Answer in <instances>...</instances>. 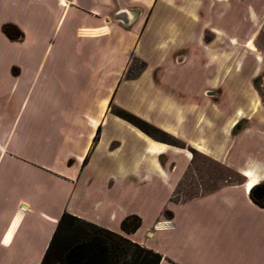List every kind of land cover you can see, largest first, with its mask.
<instances>
[{
    "label": "crops",
    "instance_id": "crops-1",
    "mask_svg": "<svg viewBox=\"0 0 264 264\" xmlns=\"http://www.w3.org/2000/svg\"><path fill=\"white\" fill-rule=\"evenodd\" d=\"M224 1L229 3L230 0ZM126 2L128 5L136 4L140 10L141 18L133 29L125 28L118 20L124 0H0V41L8 46H18L29 53V56L20 58L19 75L25 74L28 79H36L44 73L46 81L42 85L41 99L47 107L41 109V112L48 118L40 127H34L33 130L25 128L23 132L26 134L16 142L12 135L16 118L7 130H1L3 112L0 110V264H39L63 213L159 254V264H174L177 261L167 251L150 246L140 237L146 229V226L143 228L144 218L135 211L123 210V193H138L139 187L146 184H160L164 187V193L152 190V201L157 209L145 237L180 233L181 236L177 235L183 239L184 234L193 226L186 221L194 215L188 217V213H194L191 211L194 206L200 208V213L197 214V227L193 232H205L208 228L218 231L224 220H228L229 225L232 223L234 226L235 223L234 227H238V220L242 221L240 231L247 229V217L243 215L239 204L252 212L255 223L256 220H264V208L255 205L245 190V177L241 186H220L195 198L175 201V188L171 180L181 173L174 174L159 160L169 161L172 158L170 161L179 164V158L182 157L177 153L179 151L159 145L160 151L155 153L153 148L158 144L148 142L128 124L118 122L106 112L108 102L115 99L113 83L120 79L126 60L132 52L135 53L138 29L147 19V11L155 0ZM160 2L159 9L162 8L164 12L162 28H158V32L150 30L148 35L152 41L161 43L154 44L159 49L151 50L152 58L160 59L157 53L160 52L167 61L172 54L171 50L196 53L198 49L194 45L185 44L182 48L171 46L172 43L175 46L179 39L172 32L166 31L172 24L170 12L165 10L167 1ZM213 3L218 4L216 1ZM181 17L184 16L179 14L173 23L176 31L181 29ZM6 24L14 25L23 37L18 41H10L2 32V26ZM200 26L199 22L190 21L192 29ZM160 34L163 37L161 41L158 40ZM51 41L53 43L50 48ZM52 52L54 55L47 68ZM190 57L193 59L195 56ZM192 61L189 58L188 62L177 69L180 70L187 63L192 65ZM11 65L7 64L4 69L8 72ZM156 67H161L158 79L162 87L152 81V70ZM168 67V63L160 60L148 63V77L156 91L153 93L156 104L153 108L148 105L143 108L151 124L175 138L184 139L188 130L187 102L179 93L181 80H173L175 85L172 83L174 86L166 87V77L170 71ZM97 75L99 79L92 83L79 80L82 82L80 88L73 83L56 86L59 79H92ZM33 82L26 88L27 93ZM51 82L55 85H51ZM57 91L61 93L60 100H49V95ZM185 94L187 96L191 93L186 90ZM26 95L17 115L22 110ZM190 99L189 104L197 107V95L191 94ZM80 102L84 103L82 108ZM79 108L81 111L77 110ZM197 115L198 121L202 122V113L195 111L194 116ZM96 128L97 131H107L113 139L121 140L124 135L128 149L121 152V158L117 152L109 153L104 159V171L96 173L87 185L93 180L97 183L92 188L85 186L83 191L78 192L77 184L82 173L78 169L86 150H90ZM96 147L102 150L101 146H95V154L98 153ZM182 158L186 159L187 155L183 154ZM176 167L173 165L172 168L175 170ZM215 201L221 203V208L209 213L210 206L207 203ZM164 211L170 212L171 216H164ZM130 215L138 216L141 226L135 233L125 234L120 229V223ZM181 221L188 228H181L179 232ZM226 228L223 226L220 229ZM248 259L245 261L234 255L230 256V262L221 259V264H247Z\"/></svg>",
    "mask_w": 264,
    "mask_h": 264
},
{
    "label": "rangeland",
    "instance_id": "rangeland-1",
    "mask_svg": "<svg viewBox=\"0 0 264 264\" xmlns=\"http://www.w3.org/2000/svg\"><path fill=\"white\" fill-rule=\"evenodd\" d=\"M125 1L127 0H124L123 9L119 11L122 14L118 20L125 28L133 29L141 18L140 10L136 4L128 5ZM160 1L162 0H155L147 11V19L140 24L139 35L134 43L137 49L126 60L120 79H116L113 83L115 99L108 102L106 112L118 122L123 121L128 124L148 142L172 147L179 151L177 153L180 157H183V154H190L188 159L179 158L181 161L179 164L170 161L172 158L169 161L159 160L174 174L181 173L171 180L175 188V201L189 200L220 186H241L245 181L241 174L243 170H250L258 183L264 182V170L262 171L264 169V0H230L229 3L224 0H166L165 10H169L172 23L166 31L172 32L179 39L175 46L174 43L171 46L182 48L183 45L190 44L198 49L196 53L171 50L172 54L167 61L165 55L160 52H157L161 56L160 59L152 58L151 50L157 51L159 49L157 45L161 43L157 44L148 38L150 30L154 29L158 32V28H162L161 20L164 12L162 8L159 9ZM214 1L218 4L215 5ZM179 14L184 17H181V29L176 31L173 23L177 21ZM190 21L199 22L201 26L192 29ZM160 35L159 41L163 39L162 34ZM52 43L53 41L50 48ZM25 55L29 56V53L24 52L20 47L8 46L0 41V110L3 112L1 130H7L16 118L12 131L16 142L20 136L26 134L23 132L25 128L33 130L34 127H40L48 120L44 112H41V109L47 107L41 99L42 85L46 81L44 73L36 79H28L25 74L18 73L21 67L20 58ZM53 55L54 52L47 61V68ZM191 55L195 57L192 59ZM189 58L190 61H194L192 65L187 63L178 70L177 68L188 62ZM159 60L168 63L170 67L167 68L170 71L166 77V87L175 85L173 80L182 81L179 93L186 100L188 110V130L184 139L175 138L151 124L147 111L143 108L145 105L153 108L156 104L153 100L155 97L153 93L156 91L149 81L147 66L148 63ZM9 63L13 65L9 66L7 72L4 68ZM152 71V81L156 86L162 87L158 79L161 67H156ZM98 77L99 75L92 79H59L56 81V86L73 83L80 88L82 82L92 83L99 79ZM31 81L34 82L27 93L26 88ZM51 85L55 84L51 82ZM186 90L197 95V107L189 104L192 100L191 94L184 95ZM25 95L26 101L17 115ZM60 97L61 93L57 91L49 95V100L59 101ZM81 105L84 103L80 102L82 108ZM81 108L77 110L81 111ZM195 111L202 113V122L198 121V115L194 116ZM127 119L141 127L150 125L154 130L150 131V136H147L128 123ZM230 122H234L231 128L228 126ZM109 135L107 131L95 129L90 150L89 148L86 150L78 169L82 171L77 184L78 192L83 191L85 186L92 188L93 184L97 183L93 180L87 185L89 179L94 178L96 173L104 171V159L109 153L117 152L116 154L121 158V152L128 149L124 135L121 136V140L113 139ZM95 146L102 148L98 150L96 147L97 154H95ZM197 146L203 151H197ZM173 165L177 166L175 170L172 168ZM153 189L160 194L164 193V187L157 183L141 185L138 193L132 191V195L130 191L123 193V210L135 211L144 218L143 228L146 226V229L142 228L143 233L140 237L150 246L167 251L177 261L174 264H221V259L230 262V256L234 255L242 257L245 261L249 258L247 264H264V220H256L255 223L252 212L244 209L243 204H239V208L247 217L248 226L242 231H240L242 221L238 220V227H234L235 223L234 226L232 223L229 225L228 220H224L220 228L226 226V229L219 228L216 231L208 228L205 232H193L197 227V214L200 213V208L194 206L191 210L194 213H188V217L194 215L186 221L189 225L193 224L190 227L192 231L189 228L183 239L177 235L180 233L145 237L144 234L148 231L147 227L157 209L155 202L152 201ZM207 204L210 206L209 213L221 208L219 201ZM203 206L205 208V203ZM139 214L137 215L140 216ZM163 214L166 217L171 216L168 211H164ZM185 227H187L185 222L181 221V224L179 222V232Z\"/></svg>",
    "mask_w": 264,
    "mask_h": 264
},
{
    "label": "trees",
    "instance_id": "trees-1",
    "mask_svg": "<svg viewBox=\"0 0 264 264\" xmlns=\"http://www.w3.org/2000/svg\"><path fill=\"white\" fill-rule=\"evenodd\" d=\"M9 40H20L22 33L11 24L2 27ZM142 133L150 136L154 128L141 127L127 119ZM250 200L264 208V182L249 191ZM141 226L136 215L125 217L120 229L125 234L135 233ZM161 256L128 239L96 225L63 213L39 264H159Z\"/></svg>",
    "mask_w": 264,
    "mask_h": 264
},
{
    "label": "bare ground",
    "instance_id": "bare-ground-1",
    "mask_svg": "<svg viewBox=\"0 0 264 264\" xmlns=\"http://www.w3.org/2000/svg\"><path fill=\"white\" fill-rule=\"evenodd\" d=\"M245 98V97H244ZM250 99V98H249ZM252 99V98H251ZM251 102H252V100H251ZM255 107V106H254ZM251 108H252V106H251ZM250 109V108H249ZM240 111V110H239ZM237 112V111H236ZM256 114V113H255ZM253 115V114H252ZM229 124V123H228ZM229 126V128H231V127H233L234 126V122H230V124L228 125ZM226 127V126H225ZM224 129V128H223ZM227 129V128H226ZM225 132V131H224ZM226 133V132H225ZM190 143V142H189ZM192 144V143H191ZM194 145V144H193ZM202 145V144H201ZM204 146V145H203ZM205 148V147H204ZM153 150L155 151V153H158L159 151H160V146L159 145H154V148H153ZM196 150L197 151H199V152H202L203 150L201 149V147L200 146H198L197 148H196ZM187 155V158H189L190 157V154L189 153H187L186 154ZM264 169H262V171H263ZM254 172V171H253ZM260 172V171H259ZM258 173V172H257ZM242 175H243V177H245L246 179H247V181H246V183H245V190L247 191V192H249L250 191V189L252 188V187H254L255 185H257L258 184V181H257V179H256V177L253 175V173L250 171V170H243L242 171V173H241Z\"/></svg>",
    "mask_w": 264,
    "mask_h": 264
}]
</instances>
